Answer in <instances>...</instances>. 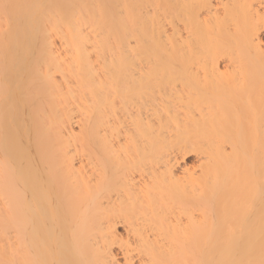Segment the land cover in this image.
<instances>
[{"label": "bare ground", "instance_id": "6f19581e", "mask_svg": "<svg viewBox=\"0 0 264 264\" xmlns=\"http://www.w3.org/2000/svg\"><path fill=\"white\" fill-rule=\"evenodd\" d=\"M0 264H264V0H0Z\"/></svg>", "mask_w": 264, "mask_h": 264}]
</instances>
